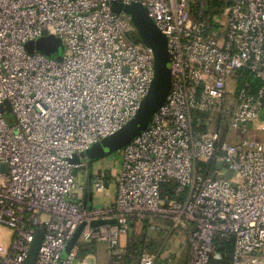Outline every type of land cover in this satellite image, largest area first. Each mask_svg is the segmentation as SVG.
<instances>
[{"label": "built area", "instance_id": "1", "mask_svg": "<svg viewBox=\"0 0 264 264\" xmlns=\"http://www.w3.org/2000/svg\"><path fill=\"white\" fill-rule=\"evenodd\" d=\"M112 2L147 10L166 37L172 82L149 128L120 152L114 202L88 209L75 176L84 163L70 160L135 116L154 75L151 50L132 39L130 17L112 13ZM44 32L60 39V61L25 49ZM258 133L264 0H0V224L11 231L0 264H24L37 231L34 264H73L79 242L103 244L107 264H126L122 237L132 222L158 230L153 221L186 239L185 264L221 258L218 239L232 246L230 264H264ZM91 186L101 193L105 178ZM99 220L116 223L89 228ZM158 259L143 253L135 264Z\"/></svg>", "mask_w": 264, "mask_h": 264}, {"label": "water", "instance_id": "2", "mask_svg": "<svg viewBox=\"0 0 264 264\" xmlns=\"http://www.w3.org/2000/svg\"><path fill=\"white\" fill-rule=\"evenodd\" d=\"M111 11L116 15L124 14L130 17L131 26L136 32L139 42L150 49L153 54L154 75L149 91L141 101L135 116L112 135H109L98 143L93 144L88 150L80 153L78 156H74L70 160V163L73 165H79L82 161L92 162L101 160L121 152L141 133L149 128L153 115L165 103L171 87V61L167 49V40L162 32L157 28L153 20L149 17L147 10L139 3L123 5L119 2H112ZM25 49L28 53L37 51L48 58H56L60 61L63 46L60 39L53 36H47V33L44 32L41 39L36 42L27 43L25 45ZM3 110L4 109L2 108L1 111ZM6 110L9 112L7 105ZM218 168H221V164H218ZM89 188L90 183L86 185L87 192L84 195V207L86 208L89 207L92 201V196L88 193ZM115 223V220H99L91 222L89 224V228L94 229L99 226ZM84 227L85 223L81 224L74 233L73 237L68 241L61 256L62 260H65L68 253L72 248H74ZM43 236L44 233L42 231H37L35 233L24 264L35 263Z\"/></svg>", "mask_w": 264, "mask_h": 264}, {"label": "rangeland", "instance_id": "3", "mask_svg": "<svg viewBox=\"0 0 264 264\" xmlns=\"http://www.w3.org/2000/svg\"><path fill=\"white\" fill-rule=\"evenodd\" d=\"M4 119L10 126L15 124V118L11 114L5 115ZM258 138L264 140V133H258ZM120 157L121 153L119 152L101 160L90 163L91 165L89 164V162L84 161V163L86 167H88L93 173H95L97 170L101 171L102 177L106 176V178H109V180H111L110 182H113L120 170ZM83 170L84 169L82 168L75 170L76 182L78 184H82ZM107 171V175H104V172ZM230 176L232 175L226 174L222 178L229 179ZM92 194L93 207L95 206L94 208L102 206V204L107 201V194L105 193H96L93 191ZM150 224L151 223L136 224L132 222L129 228V232L126 236L122 237L121 242L124 244L125 242L127 243L129 239L138 240V238L140 239V237H143L145 238L146 242H151L153 245V249L145 251V253L151 255H157V253H159V259L156 264H185L188 252L186 239L183 238L181 234L179 238H177V235H173L168 238L166 236L165 230L169 228V225L164 221H153V225L159 226L158 230L149 229ZM10 236V229L0 224V256L3 255L4 252L8 249L10 245ZM175 244L176 246H179V248H175ZM78 253V258L74 261L73 264H81L82 261H84L85 264H107L106 249L103 244L97 242H79ZM166 259H171V263H167Z\"/></svg>", "mask_w": 264, "mask_h": 264}, {"label": "trees", "instance_id": "4", "mask_svg": "<svg viewBox=\"0 0 264 264\" xmlns=\"http://www.w3.org/2000/svg\"><path fill=\"white\" fill-rule=\"evenodd\" d=\"M133 30V29H132ZM134 34L132 35V39L134 41H139L136 35V32L133 30ZM94 162V161H92ZM89 162V163H92ZM163 194L165 192H168L170 196H172L171 190L169 186H163ZM125 251H126V256H125V263L126 264H135L136 260L138 259L139 255L145 253V251L152 250L153 245L152 243H148L145 241V238L140 237V239H134L131 240L129 239L127 243L125 242ZM217 252L222 255L221 258L219 259H213L212 262L213 264H230V255L232 252V246L230 242H227L224 239H218L217 241Z\"/></svg>", "mask_w": 264, "mask_h": 264}, {"label": "crops", "instance_id": "5", "mask_svg": "<svg viewBox=\"0 0 264 264\" xmlns=\"http://www.w3.org/2000/svg\"><path fill=\"white\" fill-rule=\"evenodd\" d=\"M95 162V161H94ZM83 163H84V161H83ZM93 163V162H92ZM90 164V163H89ZM91 165V164H90ZM90 165H87V166H90ZM82 169H84L83 170V172H82V184L81 185H83L84 186V188H85V190H84V192L83 193H81L80 194V198H81V200L83 201V203H84V195H85V193L87 192L86 191V185L88 184V183H90V188L88 189V193H90L91 194V196H92V201H91V204L89 205V207H87L88 209H92V208H94L93 207V194H92V192H93V190H92V186H91V182H92V180L95 178V176L96 175H101V171H96L95 173H93L92 171H90V169L88 168V167H86V165H85V163H84V167H82ZM87 169V170H86ZM107 173H108V171L107 172H104V175H107ZM76 175V174H75ZM105 178H106V176H104ZM107 177H109V176H107ZM111 180H109V178H106L105 179V190L104 191H102L101 193H105V194H107V201L106 202H104V204H102V206H98V207H96V208H100V207H106V206H108V205H111L113 202H114V200H115V198H116V178H115V180L113 181V182H110ZM175 235V234H174ZM181 235L179 234V235H177V238H179ZM176 245V244H175ZM106 263H107V261H106Z\"/></svg>", "mask_w": 264, "mask_h": 264}]
</instances>
